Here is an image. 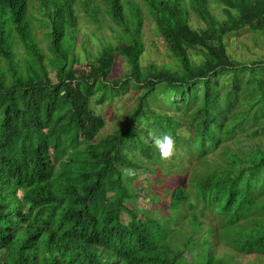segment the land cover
<instances>
[{"label": "trees", "instance_id": "trees-1", "mask_svg": "<svg viewBox=\"0 0 264 264\" xmlns=\"http://www.w3.org/2000/svg\"><path fill=\"white\" fill-rule=\"evenodd\" d=\"M149 20L168 62L142 63ZM245 28L263 39L264 0H0V264L264 256V58L225 41ZM125 93L134 105L103 133L93 104ZM165 132L169 157L154 144ZM207 215L221 247L195 238Z\"/></svg>", "mask_w": 264, "mask_h": 264}, {"label": "rangeland", "instance_id": "rangeland-1", "mask_svg": "<svg viewBox=\"0 0 264 264\" xmlns=\"http://www.w3.org/2000/svg\"><path fill=\"white\" fill-rule=\"evenodd\" d=\"M216 11L219 14H223V12L219 8ZM81 15H83V13H81ZM109 22L110 21H108L106 25ZM106 25L103 29V32L109 33L110 29ZM81 27V32L85 31L87 36L89 34H94V31L97 29L96 26L90 22L88 24L81 25ZM153 28L154 22L152 20H149L146 23L144 29L145 50L142 56L143 64H147L151 61L163 63L168 62L172 59V57L167 54L168 51L164 40L160 36L155 35ZM91 37L94 40L92 42L90 41L89 45L95 48L97 45V39H95L94 35H92ZM253 38L254 32L249 28H245L241 31H237L228 35L227 37H225V41H228V52L235 58L246 63H250V61L253 59L264 58V35L263 39L260 41H255ZM125 66L126 63L122 65V68L124 69ZM116 71L119 72V70ZM127 96L128 93H125L116 97L114 102H109V100H106L101 104H93L96 111L102 112L107 118V124L102 130L103 133L111 132L115 128L117 121H119V117L125 112V104H128L130 107L134 105L133 99H125ZM138 172V179H140L139 182L142 186H146L148 181H151L153 179L154 175L143 169ZM157 173H155V175L159 176ZM137 204L140 208L150 207L151 202L149 200L148 194L139 197L137 199ZM123 217L125 219H128V217L124 214ZM203 223L216 225L219 224V220L216 216H209L203 221ZM200 234L202 233H199L198 235ZM206 248L207 247L204 246L202 247V250L205 251ZM221 252L223 251L221 250ZM225 252L235 257V259H237L240 264H247L249 261L256 262L257 264H264V256H257L255 253H235L231 247H228Z\"/></svg>", "mask_w": 264, "mask_h": 264}, {"label": "clouds", "instance_id": "clouds-1", "mask_svg": "<svg viewBox=\"0 0 264 264\" xmlns=\"http://www.w3.org/2000/svg\"><path fill=\"white\" fill-rule=\"evenodd\" d=\"M154 144H155V147L159 150V152H160V154H161V156L162 157H169V156H171L172 154H173V151H174V145H175V139H174V137L170 134V133H167V132H165V133H162V134H160V135H156L155 137H154ZM127 171H128V173L131 175V174H134V172H133V170L132 169H127ZM207 217H209L208 215L205 217V218H207ZM210 225H212V226H214V227H216V226H218L219 224H216V225H213V224H210V223H204V229L200 232V233H202V234H200V235H196L195 236V238H199V237H201V236H205V235H208L209 236V238H210V240H212V245H217V246H222V245H220V243L217 241L218 240V235H220L222 232L220 231V229L218 228L217 230H215L214 232H212V233H210V232H208L207 230H206V227L207 226H210ZM222 231H223V229H222ZM204 246H206L207 248H206V250L208 249V245L206 244V245H204ZM204 246H198L197 248H195V249H193V254L194 253H196L198 250L200 251V250H202V247H204ZM216 246V247H217ZM205 250V251H206ZM217 250V249H216ZM221 250L223 251V252H221V254H225V249H224V246L221 248ZM239 252V251H238ZM238 252H236V253H238ZM235 258V257H234ZM236 261H238L237 259H235Z\"/></svg>", "mask_w": 264, "mask_h": 264}]
</instances>
